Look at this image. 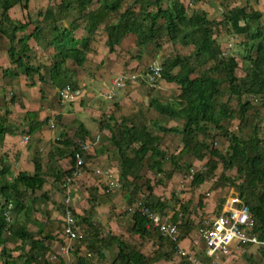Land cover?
Here are the masks:
<instances>
[{
    "label": "trees",
    "instance_id": "16d2710c",
    "mask_svg": "<svg viewBox=\"0 0 264 264\" xmlns=\"http://www.w3.org/2000/svg\"><path fill=\"white\" fill-rule=\"evenodd\" d=\"M52 2L53 0H49ZM141 2L137 12L132 5L121 10L123 0H59L49 5L45 11L39 12V17L34 22L32 16L27 21L13 18L9 11L20 5L24 10H29L31 0H0V35L8 39L9 48L7 50L9 59L12 64L21 70L28 78L32 79L36 74H41V67L31 63L30 52L33 50L30 40L35 39L39 44L46 43L48 47H54L57 50L54 53V62L49 68L52 82L62 91L67 87L74 89L78 87L76 78L73 80L75 72L69 70L68 63L70 60L78 66H83L87 60V51L90 49L92 36L99 30L102 24L106 25L108 38L106 43L111 52L115 51L116 46L120 45L123 39L129 34L134 33L137 36L138 45H146L149 41L157 38L158 22L161 18L165 19V28L167 34L172 40H181L186 44L193 43L196 46V59L192 60L188 56H174L167 58L161 67V78L167 82H174L181 86V93L174 101L162 102L159 99L152 98L151 105L158 111L171 115V118L183 115L186 118L183 126H161V130L170 133H181L183 147L178 156L171 160L175 169L179 168L178 161L185 154L192 153L198 155L200 159L204 156L200 155L201 146L210 148L205 139L209 137V126L214 125L217 129L223 130L230 142V153L225 155L216 148L211 149V156L206 162L207 172L213 173L217 170L220 162L226 168H236L239 175L244 177V183L239 187L238 193L243 200L249 205L253 216L257 220V226L254 233L261 241H264V139H262L255 131L248 138H241L236 134H228L223 126L225 118H234L235 113L227 104L217 103V99L222 95L221 83L224 81L229 83L231 93L239 97L243 93L254 94L264 101V28L261 26L254 27L253 23H259L262 13L259 10L248 9L247 7H235L228 11V21L237 33H246L250 36L256 47V54L248 55L247 59L252 62V68L245 77H239L236 74L238 62L235 57L228 59L221 56V49L216 45L213 38V28L211 20L205 11H196L192 16L187 13V6L182 0L172 1L167 7L162 6V0H136ZM156 5L154 11L149 10V6ZM76 14V19L68 25L61 21L69 16ZM112 15L116 16L114 23L108 24V20ZM82 19L84 24L85 35L78 38L74 32L80 27L78 21ZM244 22V23H242ZM31 24H35L32 33H28L27 29ZM192 30V31H190ZM84 34V33H83ZM215 61L216 64L212 68L220 70L222 76L215 77L212 74L204 72L200 75L197 69L203 61ZM14 66L7 69L0 67V76L18 73L14 71ZM175 71V69H177ZM150 70V69H149ZM148 70V71H149ZM241 100V99H240ZM240 103V117L243 118L249 111L250 102ZM26 119L28 124L27 138L41 129L44 122L40 120L39 111H27ZM79 140L90 134L84 124L77 126ZM8 130L5 117H0V140H2L5 130ZM10 130V129H9ZM202 134L204 141L199 142L197 135ZM110 143L119 151V162L121 168L120 180H131L129 176L136 175L139 177L143 167L147 164L145 157L151 153L149 160H152L154 167L159 174L162 173L166 160L165 153L159 149L161 137L159 134L151 132L146 125L128 126L125 123L119 125L118 133L110 137ZM66 145L73 144L74 150L67 151L59 148L61 157L69 155L71 164H75L76 152L80 145L77 141H73L70 137L63 139ZM62 142V140H59ZM138 145L137 149H132L134 154L129 153L126 149ZM76 149V150H75ZM86 152V151H83ZM96 154L102 153L103 149L95 151ZM88 153V152H87ZM93 153L84 154L86 162L93 158ZM159 156L157 158H154ZM179 159V160H178ZM35 170L33 173L20 171L17 175L12 174V169L8 164H4L0 168V248L1 264H55L48 259L47 254L50 252V245L47 241L51 236L45 234L43 229L32 231L28 229L26 223L18 219L22 212L32 211L33 206L28 207L29 203L25 202V197L30 191H37L44 187L46 177L43 168V162L40 157L34 159ZM87 167V164H84ZM142 168V169H141ZM188 167H186L187 169ZM190 169V165H189ZM72 168L66 172L71 175ZM62 172L58 171L56 179H60ZM169 179L171 173H164ZM193 184L198 186L207 180V173L198 171L194 174ZM221 179H226L232 183H236L234 178L227 177L226 173L220 175ZM133 179V178H132ZM127 181V182H129ZM150 192L152 186H148ZM92 194L89 203L91 211L83 217L77 215L74 210L75 217L81 227L86 229V237L89 240L90 247H94L102 240L100 238L99 223L93 220L94 208L100 202L102 194V183L98 181L92 187ZM105 193L104 191H102ZM101 193V194H100ZM106 193L104 196L109 195ZM48 197V193L44 195ZM102 196V195H101ZM205 196H200L199 205L203 206ZM14 203L13 220L6 219V202ZM27 203V204H26ZM149 206L161 211L168 205L164 201H160L159 205L148 203ZM159 210V209H158ZM160 211V210H159ZM179 213L174 215L172 220L178 224L182 232H188L184 225L177 223L179 221ZM17 217V221L15 218ZM134 226L132 231L140 235V237L149 236L150 229L147 228L149 219L140 213L133 215ZM87 222L86 227L84 226ZM64 222V221H63ZM83 222V224H82ZM184 224V223H183ZM64 225V224H63ZM184 230V231H183ZM64 234V233H63ZM161 235V234H160ZM162 238H166L161 235ZM16 239L23 244V247H29L28 250L19 255L9 252L7 243L10 239ZM100 238V239H99ZM183 238V236H182ZM109 244L113 241L118 244V254L112 264H151L162 258H171V254H158L154 258H149L141 250H132L128 248L125 241L119 237L110 235L108 237ZM107 241V242H108ZM173 246L174 243H171ZM22 247V245H21ZM18 247L19 249H22ZM11 251V250H10ZM80 264H85L83 257H79ZM183 264V263H181Z\"/></svg>",
    "mask_w": 264,
    "mask_h": 264
},
{
    "label": "rangeland",
    "instance_id": "374dc122",
    "mask_svg": "<svg viewBox=\"0 0 264 264\" xmlns=\"http://www.w3.org/2000/svg\"><path fill=\"white\" fill-rule=\"evenodd\" d=\"M58 1L59 0H53L51 3L54 4ZM135 1L136 0H123V6L121 10L124 11L127 6L132 5L134 9L138 12L139 7L142 4L141 2ZM182 1L187 6V13L189 16H192L196 11H205L207 13L208 18L211 20V25L213 28V38L216 41V45H219L222 51L221 56L226 59L230 57H235L238 62L236 74L240 78L245 77L252 68V62L247 59V57L250 54H256V47L249 35H247L246 33H237L232 28L231 23L228 21V11L232 8L239 6L247 7L249 10H259L262 13L261 19L259 23H253V26H261L262 28H264V0ZM171 2L172 1L170 0H162V6L167 7ZM46 5L47 3L43 0H32V17L36 19L37 12L47 8ZM155 7L156 5H151L149 6V10L154 11ZM27 15H30V13H27L25 11H23L22 15H18V12L16 14H12L13 18L21 19L22 21H27L29 19ZM76 16V14L69 16L67 19L62 20V23H60V25L62 27L64 23H68V25H70V23H72V21L76 19ZM116 16L117 15H112L107 23H114V21H116ZM78 23L80 27L74 32V35L80 38L86 34V32L84 31L85 22L80 19ZM105 28L106 25L102 24L99 30L92 36V40L94 42L91 46L90 60H88L90 63H97L95 61H100L98 57L102 59L101 62H98V66H101V69L98 70L99 67H95L96 65L93 64H88V68L85 67L86 64L80 67L72 60H70L68 63L69 70L75 72L73 79L74 77L76 78L77 85L82 86V83L85 82L87 84V95L88 92L92 91H94V93H97V97L93 99L92 105L87 110L86 108L89 107L90 104L87 101L88 98H84V101H87V103L85 105L83 103V107H85V112L84 118L81 117V119L84 120V122L87 123L90 127V134L87 135L84 140L87 138L92 139V141L94 142L95 150L98 151L100 149H103V151H105L107 155L105 156V159H94V161L92 162H90V160L89 166L91 167L92 163H96L98 166L113 168H117L120 165L119 151L115 149L114 146L110 143V135L112 133L113 135H116V133H118V123L120 118L124 117V115H133V119L136 123L139 124V126L147 125L152 132L159 134V136L161 137V141L159 142L158 146L159 149L165 153L164 158H167V163L165 166L171 167L170 163L172 158L178 156L180 150L183 147L182 134L164 132L161 130L160 127H181L183 126L186 118L183 117V115L181 114L177 117L171 118V115L158 111L157 109H155L154 106L151 105V99L156 98L162 102L174 101L181 93V86L174 82H167L163 78H158V81L155 85L156 87H151V85H149V83L151 82L148 81L147 83L141 80L142 76L140 74L143 75L147 73L152 66H160V64H162L167 58L170 57L188 56L192 60H195L196 46L193 43L186 44L181 40L170 39L165 28V19L161 18L158 22L157 38L149 41L146 45H138L136 36L134 34H130L134 37L133 41L125 45H118L116 46L114 52H110L109 48L106 45L107 38ZM32 30L33 25H30L27 31L28 33H30ZM30 45L33 48V50L29 54L31 58L30 61L32 64L41 67V74H43V90H53L54 83H51L50 81L52 79L50 76L49 68L54 62V53L57 50H55L54 47L50 48L46 46V43L45 45H38L34 39L30 41ZM8 48V39L0 35V67H2V69H7L10 66H14V71H18V73L15 72V74L8 77L7 82H10L14 79L16 84L17 79H20L21 76L26 75L23 74L15 64L11 63L7 53ZM215 64V61H203L198 67L197 73H195L194 75L196 76L207 72L215 77L222 76L220 70L212 68V66ZM125 70L133 71V73L137 74V78L139 76L141 77L138 79L136 78L135 81H129V85L125 88H116L114 98L111 100L106 99L104 95L105 92H102V90H110V88L112 89L113 80L117 78L118 75H120L123 71L125 72ZM177 70L178 68L175 69V71ZM79 71L80 74L83 75V77L81 78L78 77ZM7 76L8 75H3L1 73L0 89L1 82H5V78H7ZM38 76L39 74L35 75V77L37 78L36 80H38ZM106 76H109L110 78H106L104 80V83H100V86H97V80L99 79V77ZM92 77L95 78V82L93 81ZM229 86V83L225 81L221 83L222 95L217 99V103L221 105L227 104L229 108L232 109V111L235 113L234 118H225V120L223 121V126L225 130L229 135L236 134L241 138H248L253 135L256 131V133L262 139H264V101L261 100L259 96H255L254 94L248 93H243V95L238 98L236 94L231 93ZM96 87L98 88L96 89ZM123 89L127 90V92L125 91V95L129 93L128 95L130 103L128 101L127 104L124 105V107H126L121 114V111H119L120 109L115 107L117 103L115 101V98L117 97V95H121L123 93ZM59 90L60 89H57L58 92H56V95H53V97L55 96L56 100L55 104L59 101L60 105L64 106L65 104L60 97L61 93H59ZM7 93L8 91L6 90H0V110L4 109V113L8 106V102L7 100H5V97H12L10 92L8 95ZM240 101H242L243 103H251L248 113L244 115L243 118L240 117L241 113H239ZM93 105L97 107L99 111L98 113H95L91 110V107H93ZM111 107L113 108L111 110H108ZM111 115L113 116V118H111ZM55 116L56 115H54L51 121L48 122L51 124V127H45L48 128L47 131H40L27 139L26 137L29 134L27 133L28 127L26 124V117H24V115H18L17 113H14L13 115H10V113H5V119L10 117L9 120L13 122V126H18L19 129H17V132L21 139L20 143L22 144L19 145L17 148L13 147L11 149L10 147V149L8 148L7 150L3 149V144L0 145V168L3 166V163L8 164L12 169V174L17 175L20 171H27L29 169L23 167V161L24 163H30V165L34 166L35 157H40V159L42 160L46 183L44 186V191L40 189L39 191L41 192H29V196L34 197L37 201L36 204H39L34 207L35 210L30 213V216H32V218L36 219L38 222L44 220L51 221L50 227H46V229L57 231V235L61 234V238L64 239L63 243H57L56 245L51 242L49 243L51 248L50 252L47 254V257L48 259H50V261L54 262L55 264H80L79 257H83L85 264H112L113 260H115L118 254V244L114 241L111 244L107 243L109 237L108 235L112 233L111 228L106 229L102 225V223L98 221L100 223V235L105 236L102 237V239H104L103 242H100L99 244L97 243L92 248L89 245V240L86 237L87 231L83 227V225L82 227L84 230L81 231L83 236L81 238V241L78 242L69 239L63 234V228L61 224V226L59 227H57V225L55 224V221H63L62 218H56L57 220H54L55 218H53L54 214L52 212H54L56 208L60 209V207L64 210L65 199L68 193V185H66V172L71 168V157L67 155L64 158L60 157L54 159L55 161L51 160L50 158L53 156V154L56 155L57 148H65L66 152L74 150L73 144H71V146H67L65 144L59 143V140L70 137L74 142L77 141L79 143V135L76 131L77 126L76 124H74L75 126L70 125V123L72 122L68 121V116H71V114L66 115L65 118L60 121H58ZM103 123L104 125L106 123L112 124L114 128L113 132H111L110 130V132L103 131ZM60 124L65 125L64 128L61 127ZM209 131L210 135L208 138L205 139V141L210 148L201 146L200 149V155H203L204 158L200 159L198 155L196 156L192 153L185 155L184 175L186 177H183L182 175L180 179H165V176L163 174H159L157 170L152 167V160H149L151 153L147 154L146 161H148V164H150V170L146 169L148 164L143 167V169H146V171H144V174L147 175L145 181L142 180L141 184H136V193L134 195L132 194L128 202L125 203V205L122 206L120 209L118 205L114 207L115 209L112 208L114 209V212L111 211L110 214L112 216L116 215L117 217L123 218L125 216H129L132 219L133 214L128 211V207L131 204H136L140 200L152 203L147 196V191L149 190L148 186L150 185L152 187H158L162 195L169 196L170 201L164 202L166 205L169 204V206L167 207H172L174 205L177 206L179 201L181 204L184 200L182 196H186L188 194L191 198L190 203L182 207L181 213L183 215L179 216V221H183L184 226H186V231H191V237H195L194 241L199 240V234H197L198 227L206 223V220H212V218L209 216L210 213L205 212V210H202V206L198 204V200L202 193L200 192V190H197L199 186L191 185L194 176V174L191 175V173H196L198 171L207 173V188L205 191H203L204 194L202 195L206 198H209L213 193H215V197H217L216 199L218 200V206L214 209L213 217L217 215L220 211L222 203L225 199V194H227L232 189L240 191L239 187L244 183V177L242 175H239L236 168H226L222 162H220L214 174H209L207 172L206 162L211 156V149L216 148L225 155H228L230 153V142L226 134H224V131L217 129L214 125L211 124L209 126ZM49 132L53 133V135L49 134ZM5 133L11 134L12 132L9 129H6ZM197 137L199 142L204 141V136L202 134L197 135ZM137 147L138 145L133 144V146L127 148L126 150L129 153L134 154L132 149L136 150ZM107 156H109V158ZM157 157L159 156H156L154 158ZM186 167L188 168L186 169ZM58 171H61L63 174L60 179H56L55 176ZM188 172L191 176L188 175ZM224 172L226 173L227 177L234 178L236 183H232L231 181L226 179H221L220 175ZM89 174L93 176V172L90 171ZM186 179H188L187 182H185ZM91 180V178H89L88 181H81V179H75L72 183H70V186L72 188L80 186V192L81 190H83V192L80 193L81 198L78 202V204L80 203V206L77 205L76 210L73 208L78 213H82L81 215L83 217L88 215L91 211V205L89 201L91 197L94 196V194H92V190H90L92 187H94V182H92ZM127 181L129 180L125 181L123 180V178H121L120 190H118L119 192H123L124 184H127ZM45 193H49L48 195L51 197V199L46 198L44 196ZM86 193H89V195H87ZM167 207H165L163 211H161V206H158L157 208L160 210L161 213L165 215L167 214L165 211ZM62 212H60V215H62ZM78 213L76 214L80 215ZM36 215L38 217H42L44 220L37 218ZM51 216L53 219L51 218ZM18 219L20 221H28L29 217L22 213L21 215H19ZM120 219L123 220L122 218ZM15 221H17V217L15 218ZM84 224V226L86 227L87 222L85 221ZM30 229L34 230V232L38 231V224L33 223L30 226ZM129 229L130 231H127L125 240L130 251L134 249L141 250L149 258H154L156 255L162 253H170L171 258H162L167 260L165 261L166 264H171V261L172 264H180L177 262L178 259H181L177 257L178 255L176 254V247L171 244L173 242L169 238H162L159 231L156 232L157 230L151 229L152 238H147L140 237V235L131 231V226L129 227ZM183 235L184 232H182L181 239ZM63 236H65L67 239ZM196 244L198 246L197 256L199 257L201 264H264V243H248L233 246L231 254H221L213 259L206 256L204 250L205 245L202 241L199 240V242H197ZM7 246L11 250H9V252H13L14 255L24 253L29 248L27 246L24 249L23 244H20V241L13 238L10 239V241L7 243ZM18 247L23 248V250H18ZM1 252L2 251L0 248V255ZM160 261L161 259L158 261H154L151 264L164 263V261ZM1 263L2 261L0 259V264Z\"/></svg>",
    "mask_w": 264,
    "mask_h": 264
},
{
    "label": "crops",
    "instance_id": "0c3cea01",
    "mask_svg": "<svg viewBox=\"0 0 264 264\" xmlns=\"http://www.w3.org/2000/svg\"><path fill=\"white\" fill-rule=\"evenodd\" d=\"M43 1H45L47 3V5H46L47 8L49 7V4H52L49 0H43ZM18 8H20L21 10L18 9ZM47 8H45V9H43L41 11H45ZM23 11H25L27 13H30V15H27L28 17L33 15L31 13V11H32V0L30 2L29 10H24L22 7H20V5H17L15 7H13L9 11V13H10L11 16H12L13 13L16 14L17 12H18V15H22ZM39 12H37V14H36L37 15L36 19H38V20L42 19V17H39ZM32 18H33L34 22L36 23V19L34 17H32ZM31 25H33V30L30 33H32L34 31V29H35V24H31ZM105 32H106V38H108L107 30ZM130 34H134V33H129L123 39L121 44L125 45V44H128L131 41H133L134 37H133V35H130ZM136 39H137V36H136ZM93 42L94 41L91 40L90 49L88 50V53H87V60L84 63V64H86L85 67H87V68H88V64H93V65H96L95 67H99L98 66V62L102 61V59H100L99 57H98V59L100 61H95L97 63H92V62L90 63L88 61V60H90L91 46H92ZM36 43L38 45H40L37 41H36ZM106 45H107V43H106ZM107 47H108V45H107ZM99 69H101V66L98 68V70ZM78 77L79 78L83 77V75L80 74V71H79ZM93 77H95V76H93ZM93 77H92V79L95 82V80H94L95 78H93ZM108 77L109 76L99 77V79L97 80V82H98L97 86H100L99 85L100 83H104V80L106 78H108ZM7 79H8V77L5 78V82L4 81L1 82V89H0V90H3V91L4 90L8 91L7 95L9 94V92L12 95L11 98H9V96L5 97V100H7V102H8V106H7V109L5 110V113H10V115L11 114L13 115L14 113H17L18 115L19 114L20 115H24V117H25L27 111H39L40 112V120H42L43 122L45 121V122H44L43 127L41 129H39L37 132H35L34 134H37L38 132L44 131V130L47 131L48 128H45V127L46 126L47 127H51V124L48 123V122L51 121V119L53 118L54 115H56L55 117L58 119V121H60L63 118H65L66 115L71 114V116H68L69 117L68 121L72 122V123H70V125L76 124V126H78L79 124L82 123V124H84L86 126V128L88 130H90V127L88 126V124L85 123L84 120L81 119V117L84 118V112H85V107H83V103L85 105L87 103V101H88L90 105H89V107L86 108V110L88 108H90V106L93 103V99L97 97V93H94V91H92V92H88V95H87V89H86L87 88V84L85 82L82 83V86H78V87L82 88L83 91H84L82 96H81V98H78V99H76L75 101H72V102H65L64 103L65 105L63 106V105H60L59 101L55 104V102H56L55 96L53 97V95H56V92H58L57 91L58 87L54 84L53 85L54 86L53 90H47V91L43 90L42 80L40 79V76H38V80H36L37 78L35 76L32 79L28 78L27 76H21L20 79L16 80V84H15L14 79L11 80L10 82H7ZM74 79H75V77H74ZM50 81L52 83V80H50ZM97 88L98 87H96V89ZM123 90L124 91L121 94L122 96L121 95H117V97L115 98V101L117 102L115 107L120 109L119 111H121V114H122V111L125 110L126 106L124 107V105L127 104L128 101L130 103V99H129V95H128L129 93L127 95H125V91L127 92V90H125V89H123ZM107 91H108V89L102 90V92H105V93ZM59 93H60V91H59ZM85 97L88 98L87 101H84ZM118 97H120V98H118ZM69 103H71V104H69ZM55 107H58V108H55ZM112 108L113 107L109 108L108 110H111ZM3 110H0V117H2V115H3V117H5V113H4ZM91 110L93 112H95V113L99 112L97 107L94 106V105H93V107H91ZM9 118L10 117H8L6 119V125H7V128H9L12 133L11 134L5 133L3 138H2V140H0V145L3 144V146H4L3 149L4 150H7L8 148L10 149V147H11V149L13 147L17 148L19 145L22 144V143H20L21 139H20V136L18 135V132H17V129H19V128H18V126L17 127L13 126V122L11 120H9ZM85 118H87V117H85ZM111 118H113L112 115H111ZM123 123H125V125H128V126H132V125L138 126L139 125L133 119V115H131V116L124 115V117L119 119L118 126L123 124ZM26 124H27V122H26ZM60 125L63 128L65 126V125H62V124H60ZM103 126H104L103 131L107 132V131L110 130L111 132H113V130H114L112 124L106 123L104 125V123H103ZM27 127H28V124H27ZM77 129H76V131H77ZM148 129H149V127H148ZM34 134H32V135H34ZM49 134L53 135V133H51V132H49ZM112 135H113V133L110 135V137ZM54 136H56V135H54ZM87 139H89V138H87ZM61 140H62V142H59V143L65 144L63 139H61ZM67 146H70V145H67ZM98 154H96V152H94V155H96L97 157L94 156L93 158H91L90 162L94 161V159H99V158L105 159V156L107 155L105 151H103L102 153H98ZM185 155L182 156L183 158H180V160L178 159L179 160L178 161V165H179L178 169H175L174 166H172V164L170 163L171 167H167V166L164 165L163 171H162L161 174L164 175V173H166V172L171 173V178H169L170 180L171 179L173 180V178L180 179L182 177V175H183V177H186L184 175V173H185V170H184V165H185L184 157H185ZM60 157H61L60 151L57 148L56 155L53 154V156L50 159L54 160V159H57V158H60ZM107 157L109 158V156H107ZM61 158H64V157H61ZM146 160H147V156H146L144 162ZM146 163L148 164V161H146ZM22 164H23V167L29 168L27 170V172H29V173H33L34 172L35 166L30 165V163L29 164L28 163H24V161H23ZM92 165H93V163H92ZM71 166H72V164H71ZM121 168L122 167L120 165L117 168H113L114 171L116 172L115 175L117 177H119V178H120V173L122 172ZM146 169L150 170V164H148ZM146 169H143L142 172H140L139 177H134L136 175L129 176V178L131 180L127 184H124L123 192H119L118 191V190H120V186H119V189L115 190L113 193H111V194H109L107 196H104L106 193L102 192L103 191V188H102V191H100L102 193V196L100 195V200H99L100 202H98L96 207L94 208V213H93V217H92L93 220L95 222H97V223H99L98 221H100L102 223V225L106 229H110L111 228V230H112L111 232L112 233L110 235H113L115 237H119L121 240H123L125 242H126V240H125L126 239V233H127L128 230L130 231L129 227L131 226V231H132L133 226H134L133 216H132V219L129 216H125L124 218L123 217H117L116 215L112 216L110 214V212L111 211L114 212V209H115L114 207H116V205H118V207L120 209L122 206L125 205V203L128 202V200L132 196V194L134 195L136 193V184H138V183L141 184L142 180L145 181V179L147 177V175L144 174V171H146ZM88 172H90V171H88ZM88 172L85 171L84 175L80 179H81V181H86V180L88 181V179L91 178L92 179L91 181L94 182L93 184L95 186L96 184H98V179L99 178H98V176L95 177L94 174H93V176H91ZM193 174H195V173H191V175H193ZM188 175H190L189 172H188ZM150 176H152V175H150ZM194 177L195 176H193V179H194ZM165 179H167V178L165 177ZM187 181H188V179H186L185 182H187ZM206 182H207V180H205L202 184L198 185L199 187L197 188V190H200V192L202 194H204L203 191H205L206 188H207L206 187ZM191 185H194L193 184V180L191 182ZM152 188H153V190L151 192L149 190L147 191V196H148V198L150 199L151 202L157 204L160 201H164V202H166V201L169 202L170 201L169 200V196L162 195L161 191L158 189V187H154L153 186ZM80 189H81L80 186H78V187L76 186V187L72 188L70 185L68 186V189H67V192H68L67 196H71L72 197V206H73V208L75 210H76V206L77 205L80 206V203L78 204V202H79V199L81 198L80 197L81 196L80 193L83 192V190H81V192H80ZM42 191H44V187L42 188ZM37 192H41V191L37 190V191H35L33 193H37ZM232 192H238V191H236L235 189H232L227 194H225V196L229 195ZM202 194H201V196H203ZM87 195H89V193ZM35 196H36V194H35ZM225 196H224V198H225ZM48 197H49L48 199H51V197L49 195H48ZM182 198L184 200L182 199L183 201H182L181 204H180V201H179L177 206L174 205L172 207H167L166 210H165L167 214H165V215H167L170 218H173L174 215H176L177 213H179L178 216L183 215L181 213L182 212L181 209H182V207H184L185 205L190 203V199L191 198L189 197L188 194L186 196L183 195ZM216 198L217 197H215V193H213L209 198L204 197V199H203L204 200V204L202 206V210H205V212L210 213L209 216L211 218H213L214 209L218 206L217 205V201L218 200ZM199 200H200V198H199ZM199 200H198V204H199ZM25 202L29 203L28 207H30V204H31V206H33V208L36 207L37 205H39L38 203L36 204L37 201H36V199L34 197H30L29 196V192L27 193V196L25 197ZM224 202H225V199H224V201L222 203V206H223ZM193 203H194V201H193ZM157 205H159V204H157ZM112 208H114V209H112ZM220 210H221V208H220ZM33 211H34V209L32 211H29V212H22L27 217H29L28 221H22L23 223L24 222L26 223V225L28 226V229L32 230V229H30V226L33 223H37L38 224V229H43L44 230V233L42 235H39V238L44 236L45 234H47V235L49 234L51 236V238H49V240L47 241L48 245H50L49 244L50 242L54 243L55 245L57 243H63L64 239L61 238L62 237L61 234L57 235V231L47 230L46 229V227H50L51 221H45L42 217H38L36 215L37 218H40V219L44 220V221L38 222L36 219H33L32 216H30V213H32ZM62 211H63V209L60 207V209L56 208L54 210V212H52L54 214V216H53V218H55L54 220H57L56 218H58V219L62 218L63 219L64 215H63ZM60 212H62V215H60ZM78 214H82V213H78ZM51 218H52V216H51ZM120 218H122L123 220H121ZM177 223L181 224L182 226L184 225L183 221H177ZM55 224L57 225V227L62 225V228H63L64 222L63 221H55ZM128 225H129V227H128ZM184 228H186V226H184ZM149 229H150V233H151V231H152L151 229L152 228H149ZM82 230H84L83 227H82ZM32 231H34V230H32ZM156 232H158V231H156ZM180 232H181V235H182V230L181 229H180ZM190 232L191 231H188V232L184 231L183 238L180 241V246L185 248V249H187V250H189V251H194L196 254H198V250H197L198 246H197L196 243L199 242V240H195L194 241L195 237H191L192 234ZM110 235H108V236H110ZM103 236H105V235H101L100 238H102ZM151 236H152V233L149 236H147V238H152ZM63 237H65V236H63ZM74 241L80 242L81 239L80 240H74ZM101 242H103V240ZM107 243H109V241ZM234 246H236V245H234ZM118 250H119V248H118ZM218 256H216V257H218ZM177 257H179L181 259V260L178 259V261H177L178 263L186 264V261H185L184 258L180 257L179 255ZM210 258L213 259L215 257H210ZM161 261H164L163 264H166L165 261H167V260L166 259H161ZM170 263L172 264V261Z\"/></svg>",
    "mask_w": 264,
    "mask_h": 264
},
{
    "label": "built area",
    "instance_id": "2783aa9c",
    "mask_svg": "<svg viewBox=\"0 0 264 264\" xmlns=\"http://www.w3.org/2000/svg\"><path fill=\"white\" fill-rule=\"evenodd\" d=\"M161 67L153 66L147 73L140 74L143 79L150 81V85H156V80L161 77ZM139 76L138 78H140ZM137 74L133 71L125 70L112 82V89L105 93V98L113 99L115 89L124 88L130 82L135 81ZM137 78V79H138ZM130 81V82H129ZM82 94L80 88L71 89L70 87L62 91V100L64 102L74 101ZM27 138V137H26ZM28 139V138H27ZM88 145H85V148ZM84 156L81 151L76 152V165L73 173L66 178L67 184L72 183L75 179H80L84 175ZM102 183V188L105 193H113L120 186L119 178L111 168L98 167L95 169ZM12 204H9L11 207ZM131 213H140L149 219L148 228L159 231L161 235L169 238L176 247V254L184 258L186 264H201V261L194 251H189L180 246L181 232L170 217L164 215L154 207L149 206L145 201L140 200L138 203L131 204L128 207ZM63 233L71 240H80L83 236L81 233L82 227L78 223L74 209L72 206V197L67 196L65 199L63 212ZM7 219L11 218L10 213H6ZM197 229L199 240L205 245V254L209 257H216L220 254L229 255L232 253L233 246L248 244V243H264L254 233V228L257 226V220L253 216L249 205L243 200L238 192H232L225 196V202L221 210L215 215L212 220H206ZM210 221V222H209Z\"/></svg>",
    "mask_w": 264,
    "mask_h": 264
},
{
    "label": "clouds",
    "instance_id": "9594fccd",
    "mask_svg": "<svg viewBox=\"0 0 264 264\" xmlns=\"http://www.w3.org/2000/svg\"><path fill=\"white\" fill-rule=\"evenodd\" d=\"M153 67V66H152ZM151 67V68H152ZM150 68V69H151ZM159 78H161V77H159ZM141 80H143V81H145V82H147L148 83V80H145V79H143V78H141ZM158 81V79L156 80V82ZM149 85H150V83H149ZM151 87H156L155 85L154 86H152L151 85ZM68 88V87H67ZM77 88H80V87H76V88H74V89H77ZM125 88V87H124ZM81 90H82V94H83V89L82 88H80ZM119 89V88H118ZM63 91V90H62ZM62 91H60V93H61V99H62ZM82 94H81V96H82ZM104 95H105V93H104ZM81 96L79 97V98H81ZM114 98V97H113ZM78 99V98H77ZM107 99V98H106ZM108 100H111V99H108ZM63 101V100H62ZM75 101V100H74ZM64 102V101H63ZM67 102V101H66ZM68 102H72V101H68ZM65 103V102H64ZM88 145L86 148H85V145ZM79 145H80V148H79V150H77V151H81L82 153H83V156H84V154H88V153H93L94 154V152H95V147H94V142L92 141V139H85V140H83V141H81V140H79ZM76 150V149H75ZM83 151H86V152H83ZM94 151V152H93ZM88 152V153H87ZM84 162H85V164H87V167H85L84 166V168H83V170H84V173H85V171L86 172H88V171H91V172H93V174H94V176L95 177H97L98 176V181L101 183V181H100V177H99V175L98 174H96V172H95V169L96 168H98V167H103V166H98L97 164H93L91 167L89 166V161L88 162H86L85 161V159H84ZM75 165H76V159H75V164L74 165H72L71 166V168H72V170H74V167H75ZM89 166V167H88ZM70 168V169H71ZM103 168H111V169H113L112 167H103ZM91 169V170H90ZM114 170V169H113ZM115 172V171H114ZM73 173V172H72ZM89 173V172H88ZM69 176V175H68ZM67 177V176H66ZM119 178V177H118ZM119 182H120V179H119ZM66 185H70V184H67V182H66ZM9 204H12V206L11 207H9ZM6 211H5V215H6V213L7 212H9L10 213V216H11V218L8 220L7 219V216H6V219L8 220V221H11L12 220V216H13V208H14V203L12 202V201H10V202H6ZM158 210V209H157ZM63 212H64V210H63ZM131 213V212H130ZM133 215H134V213H132ZM172 219V218H171ZM179 227V226H178ZM180 229V228H179ZM66 236V235H65Z\"/></svg>",
    "mask_w": 264,
    "mask_h": 264
}]
</instances>
